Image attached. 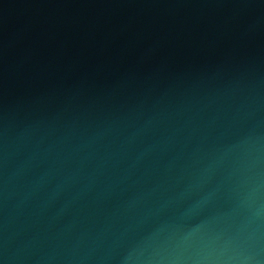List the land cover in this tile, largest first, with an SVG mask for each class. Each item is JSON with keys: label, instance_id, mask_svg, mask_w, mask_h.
I'll return each mask as SVG.
<instances>
[{"label": "water", "instance_id": "water-1", "mask_svg": "<svg viewBox=\"0 0 264 264\" xmlns=\"http://www.w3.org/2000/svg\"><path fill=\"white\" fill-rule=\"evenodd\" d=\"M0 264H264V0H0Z\"/></svg>", "mask_w": 264, "mask_h": 264}]
</instances>
